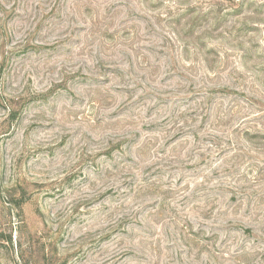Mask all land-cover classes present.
<instances>
[{
    "label": "rangeland",
    "instance_id": "1",
    "mask_svg": "<svg viewBox=\"0 0 264 264\" xmlns=\"http://www.w3.org/2000/svg\"><path fill=\"white\" fill-rule=\"evenodd\" d=\"M0 264H264V0H0Z\"/></svg>",
    "mask_w": 264,
    "mask_h": 264
}]
</instances>
